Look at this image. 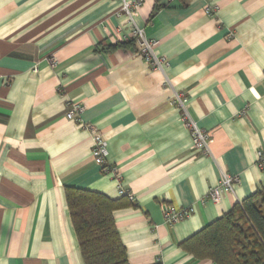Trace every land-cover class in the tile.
I'll return each mask as SVG.
<instances>
[{
  "label": "crops",
  "instance_id": "0c3cea01",
  "mask_svg": "<svg viewBox=\"0 0 264 264\" xmlns=\"http://www.w3.org/2000/svg\"><path fill=\"white\" fill-rule=\"evenodd\" d=\"M130 1L165 71L137 55L121 0H0V264H85L67 187L131 203L114 213L129 264H215L179 245L264 190V0ZM223 174L239 184L213 202ZM166 206L193 211L171 226Z\"/></svg>",
  "mask_w": 264,
  "mask_h": 264
},
{
  "label": "trees",
  "instance_id": "16d2710c",
  "mask_svg": "<svg viewBox=\"0 0 264 264\" xmlns=\"http://www.w3.org/2000/svg\"><path fill=\"white\" fill-rule=\"evenodd\" d=\"M107 48L103 44L101 50ZM65 196L85 264H129L114 213L131 203L125 197L112 200L73 187L65 189ZM179 247L199 261L264 264V190L238 203Z\"/></svg>",
  "mask_w": 264,
  "mask_h": 264
},
{
  "label": "built area",
  "instance_id": "2783aa9c",
  "mask_svg": "<svg viewBox=\"0 0 264 264\" xmlns=\"http://www.w3.org/2000/svg\"><path fill=\"white\" fill-rule=\"evenodd\" d=\"M122 5L120 12H122L127 18L130 25V39L134 41L137 47V55L151 67L153 70L165 71L168 66L167 59L165 57L158 56L155 52L156 41L149 39L146 36L144 29L140 28L136 24V11L141 6V1L132 2L130 0H121ZM213 9L208 8L207 14H211ZM117 38L125 39L121 37L122 31L119 29L116 32ZM172 102L178 106L182 111L183 119L190 130L191 137L194 144V150L202 154H209L210 152V134L200 129L193 121H191L186 113L185 106L187 103V97L181 93H175ZM84 112V107L80 104H73L71 109L67 112L66 118L68 120H75L80 122L78 117ZM93 132V150L92 155L95 163L102 167L104 171L108 172L106 167V160L108 157V145L103 135L97 132L94 128L89 127ZM261 166H264V159L260 156ZM239 184V177L229 174H223L220 183L217 187L210 189L209 199L213 202H219L224 194L232 193L236 185ZM122 195L129 197L131 201H135L133 195L129 192H122ZM164 211V218L168 225H175L185 220L192 213V209L184 210L178 209L172 206H166Z\"/></svg>",
  "mask_w": 264,
  "mask_h": 264
}]
</instances>
